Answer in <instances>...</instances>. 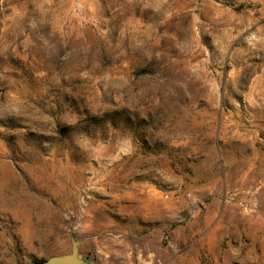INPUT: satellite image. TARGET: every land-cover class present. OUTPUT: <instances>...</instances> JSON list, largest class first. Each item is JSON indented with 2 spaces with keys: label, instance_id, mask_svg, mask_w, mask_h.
Returning <instances> with one entry per match:
<instances>
[{
  "label": "rangeland",
  "instance_id": "1",
  "mask_svg": "<svg viewBox=\"0 0 264 264\" xmlns=\"http://www.w3.org/2000/svg\"><path fill=\"white\" fill-rule=\"evenodd\" d=\"M264 264V0H0V264Z\"/></svg>",
  "mask_w": 264,
  "mask_h": 264
},
{
  "label": "water",
  "instance_id": "2",
  "mask_svg": "<svg viewBox=\"0 0 264 264\" xmlns=\"http://www.w3.org/2000/svg\"><path fill=\"white\" fill-rule=\"evenodd\" d=\"M30 264H87L80 258L78 241H74L70 252L60 253L50 256L44 260L33 261Z\"/></svg>",
  "mask_w": 264,
  "mask_h": 264
}]
</instances>
